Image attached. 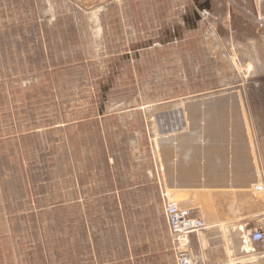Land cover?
Masks as SVG:
<instances>
[{
    "label": "rangeland",
    "instance_id": "rangeland-1",
    "mask_svg": "<svg viewBox=\"0 0 264 264\" xmlns=\"http://www.w3.org/2000/svg\"><path fill=\"white\" fill-rule=\"evenodd\" d=\"M208 100L244 125L264 199V0H0V264H156L161 143Z\"/></svg>",
    "mask_w": 264,
    "mask_h": 264
},
{
    "label": "crops",
    "instance_id": "crops-1",
    "mask_svg": "<svg viewBox=\"0 0 264 264\" xmlns=\"http://www.w3.org/2000/svg\"><path fill=\"white\" fill-rule=\"evenodd\" d=\"M187 115L191 122L177 125L175 140L161 143L163 173L160 186L171 202L185 209L194 210L196 201L215 206L219 218L200 233L190 235L187 249L197 264H233L238 253L252 254L239 248L242 232L263 225L262 215L257 211H264V199L259 200L248 192L258 181L249 155V138L246 131L243 136L244 131L232 123L234 113L231 108L211 109L204 113L193 110ZM160 207L156 221L150 215L142 221L159 224V231H153L149 236L152 246L147 247V256L152 263L167 264L168 260H173L175 264L174 247L162 205ZM221 228L225 235L239 237V242L234 240L217 247L212 238L221 233Z\"/></svg>",
    "mask_w": 264,
    "mask_h": 264
},
{
    "label": "built area",
    "instance_id": "built-area-1",
    "mask_svg": "<svg viewBox=\"0 0 264 264\" xmlns=\"http://www.w3.org/2000/svg\"><path fill=\"white\" fill-rule=\"evenodd\" d=\"M161 197L163 215L169 237L174 247L175 264H197V261L190 255L187 249L188 238L192 234L203 231L206 228L205 223L191 210L181 208L177 204L171 202L163 189ZM242 244H249L250 247H252L251 249L254 250L255 248L252 245H259L263 248L264 228L248 231V233L242 237Z\"/></svg>",
    "mask_w": 264,
    "mask_h": 264
},
{
    "label": "water",
    "instance_id": "water-1",
    "mask_svg": "<svg viewBox=\"0 0 264 264\" xmlns=\"http://www.w3.org/2000/svg\"><path fill=\"white\" fill-rule=\"evenodd\" d=\"M209 7H210V5L208 3H206L205 4V8L208 10ZM199 9L202 10L201 6L199 7ZM194 17H195L196 20H199V16H198L196 11H194ZM227 104H228V102L226 100H217V101L208 100V101H204L203 103H198L195 108L194 107H187L185 109V111L189 113V112H192L193 110H198V111L204 113V111H208V110H211V109H221V108H224V107L230 108L229 106H227ZM231 110L233 112H235L233 108H231ZM235 110H236V112L240 111V109H238V110L235 109ZM237 114L240 115L239 112ZM238 126L244 131L243 132V136H245L244 125L243 124H239ZM245 139H246V137H245Z\"/></svg>",
    "mask_w": 264,
    "mask_h": 264
},
{
    "label": "bare ground",
    "instance_id": "bare-ground-1",
    "mask_svg": "<svg viewBox=\"0 0 264 264\" xmlns=\"http://www.w3.org/2000/svg\"><path fill=\"white\" fill-rule=\"evenodd\" d=\"M204 112H206V111H204ZM254 189L257 190V191H262V186H261V184H256L255 187H254ZM261 228H264V226H263V227H260V228L251 229V230H248V231L258 230V229H261ZM248 231L244 232V233L241 235V237H240V248H241V251H242V252H246V253H247V252H251L252 254H255V255H261V256H264V254H263V253H264V252H263L264 245H262L263 248H262L261 246H259V245H252V246L255 248V250H254V249H251L252 247H250L249 244H247V245H243V244H242V237L245 236L246 233H248ZM253 251H255V252H253Z\"/></svg>",
    "mask_w": 264,
    "mask_h": 264
}]
</instances>
